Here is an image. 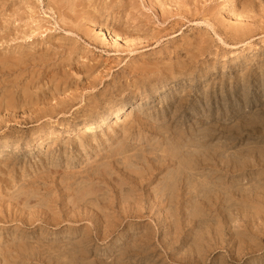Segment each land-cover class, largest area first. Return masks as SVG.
<instances>
[{
	"label": "rangeland",
	"instance_id": "1",
	"mask_svg": "<svg viewBox=\"0 0 264 264\" xmlns=\"http://www.w3.org/2000/svg\"><path fill=\"white\" fill-rule=\"evenodd\" d=\"M207 129L237 169L198 168L197 197L177 177ZM18 144L0 264H264V0H0V146Z\"/></svg>",
	"mask_w": 264,
	"mask_h": 264
},
{
	"label": "bare ground",
	"instance_id": "2",
	"mask_svg": "<svg viewBox=\"0 0 264 264\" xmlns=\"http://www.w3.org/2000/svg\"><path fill=\"white\" fill-rule=\"evenodd\" d=\"M116 36H117V35H112V37H113L114 39H116ZM117 38H118V37H117ZM121 107H122V106H121ZM133 109H135V108H133ZM120 110H121V109H119V110L117 111V113H116L117 115L114 117V119H115L114 123H119V122H121V118L119 117V115H120ZM98 123H102V125H99V124H97V123H91V124H89V125L82 126V127L80 128V130H79V131H81L80 134L94 131L97 127H101V126H103V125L106 123V119H103V120L99 121ZM203 130H204V129H203ZM208 132H209V130L207 129V131H205V135H198V136H201V137L203 136V139L206 140V142H207V144H208L207 147L209 146V143H208V142H209V141H208L209 134H208ZM201 133H202V130H201ZM203 133H204V132H203ZM199 134H200V133H199ZM196 135H197V134H196ZM196 135H195V137H196ZM198 136H197L196 138H199V139H200V137H198ZM194 139H195V138H194ZM195 140H196V139H195ZM196 141H198V143L200 144V142H201L202 140H201V141H200V140H196ZM199 141H200V142H199ZM204 142H205V141H204ZM187 144H188V143H187ZM190 144L192 145L191 142H190ZM190 144H189V145H190ZM193 144H195V143L193 142ZM196 145H197V143H196L194 146L197 147ZM202 145H204V144L202 143ZM202 145H201V146H202ZM157 146L159 147L160 145H157ZM161 146H162V145H161ZM182 146L185 147V146H187V145H182ZM210 146L213 147V145H210ZM163 147L165 148V146H163ZM163 147H162V148H163ZM180 147H181V146H180ZM180 147H179V148H180ZM183 147L181 148L182 150H183ZM189 147H190V146H189ZM189 147H188V148H189ZM191 147H192V148H190V150H186V149H184V151H183L184 154H186L187 152H188V154H189V153L192 154L191 156L187 154L188 156L192 157V160H190L188 156H187L188 158L185 157V158L189 159V161H190V162L188 161V164H187V162H186L187 160L185 159V161H184V163H185V165H186L185 167L183 166V164H184L183 161H182L183 164L180 163L181 160H183V158H182L183 156L181 157L180 155H182L183 153L180 154V155L178 156L179 153L177 152V156H178V158H177V156H176L177 159H179V160L181 159L180 161L178 160L177 162H179V163L184 167V168H183L182 166L180 167V171H181V170H182V171L179 172V176L177 177V179H178L179 182L183 181L182 184H181V183H178V184L181 185V187H183V186L185 185V189H184V193H185V194H187V193H193V194H195L194 192H197L198 194H197V193H196V194H197V197H198V195H200V194L211 193V192H209V191H210V188L215 187V185L212 186V187H210L211 185H213V182H212V184L208 185V184H209V181H208L209 179L207 180V181H208V184L206 183L207 181H205V183H204V182H202V183H201V182H200V183H197V182H199L198 180H200L199 178H201L200 176L202 175V177H203V175H204V172H203V174H202L201 171H199V174H196L198 168H200V170H201V167H203V166H205V165H208V164L211 165V166H212V165H215V166H217V168H215L214 173H215V172H219V173H222V174H225V175H227L226 173H231V172L234 171V169H235V170L237 169L236 167H234V168H228V170L225 169L226 166H227V164L224 162L223 158L221 157V155L223 154V152H221L220 150H219V151L217 150V149H218L217 147H219V146L215 147V149H214V147H213V149H211L210 147L207 148V149L210 148L211 150H210V149L207 150V149H206V146H203V147H205V149H203V150H202V149H201V150H196V149L191 150V149H193V145H192ZM195 147H194V148H195ZM203 147H202V148H203ZM18 148H19V144L16 145V146H13V147H12V146H8V145H1V146H0V156L5 155V154H8V152H10V153H17V152L19 151ZM156 148H157V147H156ZM159 148H160V147H159ZM168 148H169V147H168ZM179 148H178V149H179ZM185 148H186V147H185ZM199 148H200V146H198L197 149H199ZM216 148H217V149H216ZM125 149H127V148H125ZM165 149H166V148H165ZM169 149H170V148H169ZM169 149H168V152L171 151V153H172V149H170V150H169ZM178 149H177V150H178ZM181 149H179L180 152H181ZM123 150H124V148H123ZM154 150H155V148H154ZM175 150H176V149H175ZM175 150H174V151H175ZM119 151L121 152V150H119ZM127 151H128V150H127ZM155 151L158 152V155H159V156L156 155L157 153H156ZM155 151H154V154H153V155H156V156L159 157V158H158V159H159L158 161H160V159L162 160V158H163V157L165 158V156H166V155H165V156H163L162 158H160V154H161V155L168 154V153H165V152L163 153V150H162V153H163V154H162V153L159 154L158 149L155 150ZM174 151H173L172 154H171L170 152H169V153H170L172 156H173V155L175 156V154H174L175 152H174ZM185 151H186V152H185ZM115 152L117 153V151H115ZM123 152H124V151H123ZM135 152H136V151H135ZM135 152H133V154H135ZM160 152H161V151H160ZM124 153H125V152H124ZM129 153H130V152H129ZM129 153H128V155H129ZM137 153H140V152H136V154H137ZM147 153H148V152H147ZM149 153H150V156H149ZM149 153H148V157H151V158H149V159H152V160L155 159V160H156V156H155V158H152V157H154V156L152 155L151 151H150ZM118 154H119V152H118ZM122 154H123V153H122ZM125 154H126V153H125ZM125 154H124V155H125ZM130 154H131V153H130ZM136 154H135V156L138 158L139 156L136 155ZM124 155H122V156H124ZM131 155H132V154H131ZM131 155H130V156H131ZM140 155H141V154H140ZM144 155H145V154H144ZM144 155L142 154L141 156L144 157ZM151 155H152V156H151ZM113 156L116 158V159H114V160H116L115 162L117 163V162L119 161V162H118V165H120V163L122 162V159H123L124 157H121L120 155H118V156L116 155L117 157H116L115 155H113ZM119 156H120L122 159H118ZM130 156H129V157H130ZM141 156H140L139 158H141ZM172 156H171V157H172ZM174 156H173V157H174ZM185 156H186V155H185ZM132 157H133V156H131L130 160L132 159ZM171 157H170V158H171ZM179 157H181V158H179ZM117 159H118V161H117ZM133 159H135V157H134ZM142 159H143V158H142ZM142 159H140L141 162H142ZM171 159H172V158H171ZM173 159H174V158H173ZM173 159H172V161H173ZM130 160H129V161H130ZM136 160H138V159H136ZM120 161H121V162H120ZM144 161H145V159H144ZM144 161H143L142 163H143V164H147V163H144ZM169 161H171V160L169 159ZM161 162H163V161L158 162V164H160ZM236 162H237V160H236ZM236 162H235V163H236ZM124 163H126V162H124ZM129 163H130V162H129ZM133 163H134V162H133ZM135 163H136V162H135ZM143 164H142V165H143ZM236 164L238 165V163H236ZM124 165H125V164H124ZM126 165H128V162H127ZM136 165H137V164H136ZM138 165H139V164H138ZM138 165H137V166H138ZM178 165H179V164L177 163V164H176L177 168H179V166H180V165H179V166H178ZM231 165H232V166L234 165V161L231 162ZM237 165H236V166H237ZM240 165H241V167H242V163H240ZM128 166H129V165H128ZM130 166H131V165H130ZM132 166H135V164L132 165ZM137 166H136V169H140V168H142V167L139 168V166H138V168H137ZM100 167H101V166H100ZM103 167H106V168H104V169H105V172H104V173L107 175V173H108V172L106 173V171H108V170H106V169H107V166H103ZM126 167H127V166H126ZM143 167H144V166H143ZM146 167H148V166L146 165ZM237 167H238V166H237ZM98 168H99V167H98ZM112 168H113V167H112ZM123 168H124V167H123ZM128 168H129V167H128ZM177 168H176V169H177ZM181 168H182V169H181ZM126 169H127V168H126ZM136 169H135V170H136ZM173 169L175 170V168H173ZM173 169H172V170H173ZM93 170H94V172H96V168L93 169ZM93 170H92V171H93ZM127 170H128V169H127ZM129 170H130V169H129ZM131 170H132V169H131ZM141 170H143V169H141ZM141 170H140V171H141ZM98 171H99V170H98ZM112 171H113V170H112ZM133 171H134V170H133ZM133 171H132V172H133ZM178 171H179V170H177V172H178ZM194 171H195V172H194ZM202 171H203V170H202ZM210 171H211V170H210ZM210 171H206V170H205V172H207L208 174L210 173ZM130 172H131V171H130ZM134 172H135V173H134ZM134 172H133V173L136 175V171H134ZM143 172H144V171H143ZM170 172H171V171H170ZM174 172H175V171H172V174H173ZM89 173H90V172H89ZM92 173H93V172H92ZM141 173H142V172H141ZM200 173H201V174H200ZM207 173H206V174H207ZM211 173H212V172H211ZM211 173L209 174V177H210ZM90 174H91V173H90ZM90 174H88V175H90ZM112 174H113V173H112ZM112 174H110V170H109V176H107V177H110V175H112ZM169 174H170V173H169ZM208 174H207V175H208ZM94 175H96V173H94ZM139 175H141V174L139 173ZM173 175H175V173H174ZM173 175L170 174L169 177H171V179H172V176H173ZM197 175H198L199 178L197 177ZM199 175H200V176H199ZM207 175H206V176H207ZM220 175H221V174H220ZM91 176H92V175H91ZM97 176H98V175H97ZM137 176H138V175H137ZM176 176H177V173H176ZM176 176H173V177H176ZM195 176L198 178V179L196 178L197 182L195 181V178H193L194 180L192 179V177H195ZM217 176H218V175H217ZM100 177H101V176H100ZM102 177H103V176H102ZM102 177H101V178H102ZM164 177H165V176H164ZM167 177H168V173L166 174V180H167ZM213 177H214L213 179L216 178V176H213ZM219 177L221 178V176H219ZM219 177H218V179L216 178L215 182H216L217 180H219ZM222 177H223V176H222ZM86 178H87V177H86ZM90 178H91V177H90ZM186 178H188V180H187ZM206 178H207V177H206ZM110 179H111V177H110ZM168 179H169V178H168ZM185 179H186V180H185ZM191 179L194 181V184H193V181H192ZM203 179H204V178H203ZM203 179L201 178V180H203ZM86 180L89 181V179H86ZM158 180H159V179H158ZM160 180H162V178H161ZM172 180H174V182H175L176 179L173 178ZM76 181H77V180H76ZM76 181H75V183H74V182H73V183H74V184H78ZM81 181H82V180H81ZM84 181H85V180H84ZM111 181H113V180L111 179ZM164 181H165V180L163 179L162 182H164ZM167 181H168V180H167ZM167 181H166V182H167ZM169 181H170V179H169ZM203 181H204V180H203ZM210 181H213V180H210ZM220 181H221V180H220ZM85 182H86V181H85ZM160 182H161V181H160ZM160 182H158V183H159L158 185L156 184L157 188H156V186H155V188H156L158 191H159V187L163 184V183L161 182L162 184L160 185ZM166 182H165L164 185H166ZM174 182H173V181H172V182L170 181L169 184H170V183L176 184V183H174ZM195 182H196L197 184H200V186H199V185H196ZM218 182H219V181H218ZM73 183H71L72 186L74 185ZM87 183H91V182H86L85 185H86ZM220 183H221V182H219V185H218V183H216V184L218 185V187H220V185H222V184H220ZM139 184H140V183H139ZM80 185H81V184H80ZM83 185H84V184H83ZM87 185H88V184H87ZM115 185H116V184H115ZM164 185H163V186H164ZM170 185H172V184H170ZM72 186H71V187H72ZM163 186H161V187H163ZM168 186H169V185L167 184L166 188H168ZM74 187H76V186H74ZM74 187H72V189H73ZM77 187H78V186H77ZM77 187H76V188H77ZM81 187H83V186H81ZM161 187H160V189H161ZM171 187L174 188V187H176V186H175V185L169 186V188L172 190ZM222 187H223V186H222ZM79 188H80V187H79ZM85 188H86V187H85ZM121 188H122V189H121ZM121 188H120V190H124V189H125V188L123 189V187H121ZM166 188H165V189H166ZM239 188H242V187H239ZM239 188H238V189H239ZM249 188H250V187H249ZM251 188H252V187H251ZM152 189H154V188H152ZM163 189H164V187H163L161 190H163ZM170 189H169V190H170ZM174 189H175V188H174ZM212 189H213V188H212ZM219 189H221V188H219ZM74 190H75V189H74ZM74 190H73V191H74ZM80 190H81V189H80ZM125 190H126V192H125ZM125 190H124L125 193L123 194V197H124L125 200H127V199L125 198V194L128 192L129 194H128V193L126 194V197H128V195H131L133 192H131V191L129 192V188H128V190H127V189H125ZM130 190H131V189H130ZM150 190H151V189H150ZM154 190H155V189H154ZM171 190H170V192H171ZM215 190L217 191V189H215ZM223 190H224V189H223ZM223 190H222V191H223ZM239 190H240V189H239ZM241 190H242V189H241ZM77 191L79 192V189H78ZM84 191H85V190H84ZM86 191H87V190H86ZM86 191L84 192L85 194H86ZM89 191H90V189H89ZM109 191H110V190H109ZM109 191H108V192H109ZM152 191H153V190H152ZM164 191H165V190H164ZM167 191H168V189L166 190V192H167ZM172 191H175V190H172ZM211 191H214V190H211ZM219 191H221V190H219ZM222 191H221V193L224 194V191H223V192H222ZM87 192H88V191H87ZM104 192H105V191H103L102 194H103ZM120 192H121V191H120ZM155 192H156V191H155ZM161 192H162V191H160V194H161ZM177 192H178V191H177ZM186 192H187V193H186ZM245 192H246V191H245ZM84 193H82V196H85ZM106 193H107V191H106L104 194H106ZM118 193H119V192H118ZM122 193H123V192H122ZM130 193H131V194H130ZM158 193H159V192H158ZM168 193H169V192H168ZM171 193H172V192H171ZM199 193H200V194H199ZM221 193H220V194H221ZM231 193H232V192H231ZM231 193H230V194H231ZM255 193H256V192H255ZM77 194H78V193H77ZM79 194H80V193H79ZM91 194H93V192H91ZM97 194H98V193H97ZM102 194L99 193L98 196H100V195H102ZM153 194H154V192H153ZM156 194H157V192H156ZM156 194H155V195H156ZM162 194H163V193H162ZM165 194H166V193H165ZM185 194H184V195H185ZM212 194H213V193H212ZM234 194H235V193H234ZM169 195H170V193H169ZM169 195L167 194V196H168L167 200H169V198H172V196L170 195V196H171V197H170ZM172 195H174V194H172ZM206 195H207V194H206ZM216 195H217V192H216ZM248 195H249V194H248ZM253 195H254V194H253ZM257 195H258V194H257ZM87 196H88V195H87ZM98 196H97V197H98ZM103 196H105V195H103ZM132 196H133V195H132ZM132 196H131V197H132ZM158 196H160V195H158ZM162 196H163V195H161V197H162ZM185 196H186V195H185ZM185 196H184V197H185ZM194 196H195V195H194ZM201 196H202V195H201ZM246 196H247V194H246ZM80 197H81V195H80ZM90 197H91V195H90ZM90 197H87V199L90 198ZM129 197H130V196H129ZM131 197H130V199H133V198H131ZM164 197H165V196H164ZM173 197H174V196H173ZM184 197H183V198H184ZM186 197H187V196H186ZM204 197H205V196L203 195V198H204ZM214 197H215V196L213 195V198H214ZM76 198L78 199L77 196H76ZM76 198H75V200L77 201ZM103 198H105V197H102V201H103ZM153 198H154V197H153ZM174 198H176V197H174ZM174 198H173V199H174ZM199 198H201V197H199ZM239 198H240V197H239ZM251 198H253V197H251ZM80 199H81V198H80ZM91 199H92V198H91ZM106 199H107V196H106ZM106 199H105V200H106ZM124 199H123V201H124ZM128 199H129V198H128ZM130 199H129V200H130ZM154 199H155V198H154ZM157 199H158V198H157ZM159 199H160V197H159ZM163 199H164V198H163ZM193 199L195 200L196 198H194V197L191 198V201H193ZM75 200H74V201H75ZM82 200H83V199H82ZM82 200H81V201H82ZM85 200H86V199H84V201H85ZM165 200H166V199H165ZM165 200H164V201H165ZM170 200L172 201V199H170ZM170 200H169V201H170ZM201 200H202V199H201ZM205 200H206V199H205ZM208 200H209V199H208ZM216 200H217V199H216ZM216 200H215V201H216ZM240 200H241V198H240ZM242 200H243V199H242ZM251 200H252V199H251ZM72 201H73V200H72ZM76 201H75V202H76ZM84 201H82V204L84 203ZM96 201H97V200H96ZM121 201H122V200H121ZM131 201H132V200H131ZM162 201H163V200H162ZM169 201H167L168 204H169L170 206H175V207H176V206L179 207V206H181V204L183 203V201H181V200H180V201H177V202L175 201L174 203H171V201H170V202H169ZM187 201H188V200H187ZM187 201H186V203H187ZM195 201H196V200H195ZM209 201L211 202V199H210ZM238 201H239V200H238ZM243 201H245V199H244ZM247 201H248V200H247ZM247 201H246V202H247ZM75 202H74V203H75ZM78 202H80V201H78ZM156 202H157V201H156ZM160 202H161V201H160ZM160 202H159V204H163L162 202H161V203H160ZM167 202H166V203H167ZM200 202H201V201H200ZM200 202H199V203H200ZM207 202H208V201H207ZM211 203H212V202H211ZM164 204H165V202H164ZM164 204H163V205H164ZM168 204H167V205H168ZM188 204H189V203H188ZM188 204H186V205H188ZM190 204H191V203H190ZM190 204H189V205H190ZM196 204H197V202H196ZM209 204H210V203H209ZM213 204H214V203H213ZM254 204H255V203H254ZM72 205H74V204H72ZM134 205H135V204H134ZM153 205H154V204H153ZM157 205H158V204H157ZM167 205H166V206H167ZM169 205H168V206H169ZM186 205H184V206H186ZM201 205H203V204H201ZM231 205H232V204H231ZM158 206H159V205H158ZM170 206H169V207H170ZM184 206H183V210H184ZM150 207H151V206H150ZM175 207H173V208H175ZM140 208H141V207H140ZM156 208H158V207H156ZM170 208H172V207H170ZM170 208H168V209H169L170 211L173 210V212H174L175 209H173V208L170 209ZM114 211H115V210H114ZM156 211H157V210H156ZM134 213H136V212H134ZM171 213H172V212H171ZM174 214H175V213H173L172 216H174ZM230 214H233V213H230ZM132 215H133V214H132ZM204 215H205V214H204ZM97 216H98V215H97ZM199 216H201V214H199ZM199 216L196 217V216L194 215V217H195L196 219H198ZM202 216H203V215H202ZM202 216H201V217H202ZM248 216H249V215H248ZM170 217H171V216H170ZM190 217H191V216H190ZM203 217H204V218H202V219H205V218H206L205 216H203ZM241 217H243L242 214H241ZM125 219H126V218H125ZM199 219H200V217H199ZM202 219H200V220H202ZM136 220H137V219H136ZM200 220L197 221V222H200ZM205 220H206V219H205ZM251 220H252V219H251ZM165 221H166V220H165ZM226 223H227V222H226ZM196 224H197V223H196ZM207 228H208V227H207ZM215 229H216V227H215ZM204 230H205V232L207 231L206 229H204ZM208 230H209V229H208ZM211 230H213V229H211ZM216 232H217V231H216ZM206 233H207V232H206ZM212 233H213V231H212ZM214 233H215V232H214ZM214 233H213V234H214ZM217 235H218V234H217ZM203 236H204V235H203ZM205 236L207 237V235H205ZM206 237H205V239H206ZM207 241H208V239H207ZM215 241H216V240H215ZM215 244H216V243H215ZM228 244H229V243H228ZM202 245H203V244H202ZM202 245H201V247H202ZM199 248H200V247H199ZM193 249H194V248H193ZM195 249H196V248H195ZM206 249H207V248H206ZM206 249H205V250H206ZM194 251H196V250H194ZM197 251H198V250H197ZM200 252H201V251H200ZM77 253H78L77 251H74V254L77 255ZM193 253H194V252H193ZM198 253H199V252H198ZM205 253H206V252H205ZM74 254H73V255H74ZM76 255H74V256H76ZM195 255H197V254L195 253ZM189 257H190V253H189ZM74 258L76 259L77 257H74ZM78 258H79V257H78ZM190 258H191V257H190Z\"/></svg>",
	"mask_w": 264,
	"mask_h": 264
}]
</instances>
